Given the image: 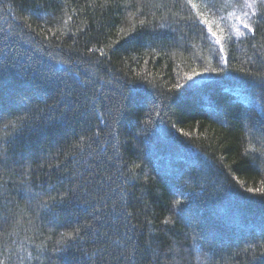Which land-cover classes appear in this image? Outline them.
I'll return each mask as SVG.
<instances>
[{
  "label": "trees",
  "instance_id": "trees-1",
  "mask_svg": "<svg viewBox=\"0 0 264 264\" xmlns=\"http://www.w3.org/2000/svg\"><path fill=\"white\" fill-rule=\"evenodd\" d=\"M243 2L0 0V264H264Z\"/></svg>",
  "mask_w": 264,
  "mask_h": 264
},
{
  "label": "snow or ice",
  "instance_id": "snow-or-ice-1",
  "mask_svg": "<svg viewBox=\"0 0 264 264\" xmlns=\"http://www.w3.org/2000/svg\"><path fill=\"white\" fill-rule=\"evenodd\" d=\"M189 2H191V0H189ZM192 6L195 7V4H193ZM258 6L259 7H264V0H244L242 7H244L245 9L251 10V12L245 11L243 13V16L245 18H247L249 15H256L257 14V8H258ZM240 19H241V17L238 16L237 17V20H240ZM203 22L204 23H207L206 20L203 21ZM141 23H143V21H141ZM243 26H244V28L248 29L249 31H252L253 30L252 26L249 23H244ZM209 31H211V28H209ZM243 34H244L243 32H241V31H239L237 29L236 35H243ZM212 35L213 36H216V33L213 32ZM219 42H220V38H217V43H219ZM221 51H223V48H221ZM213 71H215V69H213ZM193 75H196V73H193ZM189 78H191V77H189ZM248 191L264 192V188H262V189H255V190L248 189ZM66 235H72V234L71 233H67Z\"/></svg>",
  "mask_w": 264,
  "mask_h": 264
}]
</instances>
